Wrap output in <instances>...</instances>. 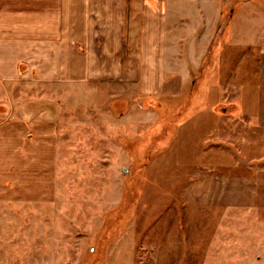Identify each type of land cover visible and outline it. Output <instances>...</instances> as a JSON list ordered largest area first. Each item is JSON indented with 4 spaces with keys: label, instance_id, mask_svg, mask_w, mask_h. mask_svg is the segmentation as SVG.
<instances>
[{
    "label": "crops",
    "instance_id": "obj_1",
    "mask_svg": "<svg viewBox=\"0 0 264 264\" xmlns=\"http://www.w3.org/2000/svg\"><path fill=\"white\" fill-rule=\"evenodd\" d=\"M232 2L0 0V264H37L39 257L46 264L43 236L65 234L64 195L48 168L57 170L65 149V91L87 84L176 100L173 141L149 164L162 160L195 172L185 196L156 197L143 184L138 205L162 207L159 237L142 243L135 221L133 246L112 248L113 261L264 264V7ZM226 39L227 50H215ZM241 43L250 49L249 67L237 61ZM172 203L208 211L188 213L190 224L186 212L169 209ZM227 215L237 226L219 225ZM51 218L58 220L52 228ZM147 250L148 259L140 258ZM53 251L60 260V244Z\"/></svg>",
    "mask_w": 264,
    "mask_h": 264
},
{
    "label": "rangeland",
    "instance_id": "obj_2",
    "mask_svg": "<svg viewBox=\"0 0 264 264\" xmlns=\"http://www.w3.org/2000/svg\"><path fill=\"white\" fill-rule=\"evenodd\" d=\"M232 1L233 5H238L248 1L258 3L259 0ZM261 2L258 4L264 7V0ZM230 6L225 12V21L230 18ZM222 29L225 32L222 36L228 33L226 24ZM226 41L217 42L216 49L212 50H227L229 41ZM246 46L243 43L237 45V50L243 56L237 61L249 67L253 63L252 58L245 57L250 50ZM69 87L73 89V85ZM107 93L92 91L88 84L76 92L65 91V106L61 108L66 126L65 145L61 142V146L65 149L60 154L57 170L55 167L48 168L49 179H58L59 192L64 195L60 210L63 209L65 215L59 220V225L64 227L65 234L61 238L52 234L43 236L45 241L49 239L50 248L49 258L44 261L46 264H122L121 260L113 261L111 249L133 246L138 234L134 230L135 221L141 227L139 234L145 235L142 243L150 238L157 241L160 234L157 232L160 231L157 218L162 207L151 202L138 205L143 184L148 185L156 197L167 192L185 196L190 187L189 180L195 173L178 171L171 163L162 160L149 164L173 141L175 125L170 121L176 118V100L152 95L139 97L137 92V96H134V92L120 89ZM122 93H129L130 97L121 98ZM182 100H186L185 97ZM50 109H53L52 115H58L57 107ZM222 173L236 174L237 170ZM177 205L179 207H175ZM169 209H177V214L186 212L187 216L188 213L200 216L199 213L208 211L203 207H189L186 203H172ZM212 215L217 217L216 214ZM38 221L35 220V224ZM48 221L50 228L58 225L57 219ZM188 222L193 224L194 220L189 216ZM223 222L225 226H237V219L228 215L225 219H219V225L222 226ZM129 230L131 234L128 236ZM166 234L167 238L172 239V231ZM182 235L186 237L187 234L183 231ZM198 237L201 243L207 239L205 235ZM195 243H199L197 239ZM57 244H60V260L53 258L54 253L58 254V251H53ZM45 246L48 247L47 244ZM40 253L38 250L37 255ZM134 253H131V257ZM138 255L148 259L149 252L140 251ZM40 259H35V263L40 264ZM140 262L143 260L137 258L135 264Z\"/></svg>",
    "mask_w": 264,
    "mask_h": 264
},
{
    "label": "trees",
    "instance_id": "obj_3",
    "mask_svg": "<svg viewBox=\"0 0 264 264\" xmlns=\"http://www.w3.org/2000/svg\"><path fill=\"white\" fill-rule=\"evenodd\" d=\"M227 30H228V25H227ZM225 33V32H224ZM227 34V33H226ZM225 35V34H224Z\"/></svg>",
    "mask_w": 264,
    "mask_h": 264
}]
</instances>
